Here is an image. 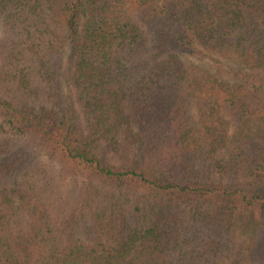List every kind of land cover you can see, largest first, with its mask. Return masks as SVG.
Wrapping results in <instances>:
<instances>
[{
    "label": "trees",
    "instance_id": "obj_1",
    "mask_svg": "<svg viewBox=\"0 0 264 264\" xmlns=\"http://www.w3.org/2000/svg\"><path fill=\"white\" fill-rule=\"evenodd\" d=\"M257 121L264 0H0V264H264Z\"/></svg>",
    "mask_w": 264,
    "mask_h": 264
},
{
    "label": "rangeland",
    "instance_id": "obj_2",
    "mask_svg": "<svg viewBox=\"0 0 264 264\" xmlns=\"http://www.w3.org/2000/svg\"><path fill=\"white\" fill-rule=\"evenodd\" d=\"M182 58L188 64H195L209 69L222 81H226L227 83L233 85L239 83V79L237 77H234V74L238 73L240 68L239 64L236 61L223 60L211 54H202L197 56L183 54ZM72 91V87L65 86L66 94H71ZM255 124L256 126L264 127V122L257 121ZM28 148L27 153L32 159L34 156H39L38 159L35 160V162L38 164L37 166L50 171L49 177L52 178V182L50 184L52 185L54 192L69 195L74 190V188L80 184L81 179H74L73 177L63 176L58 167L51 163L44 154L38 152L34 148H31L30 146Z\"/></svg>",
    "mask_w": 264,
    "mask_h": 264
}]
</instances>
